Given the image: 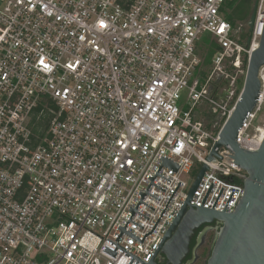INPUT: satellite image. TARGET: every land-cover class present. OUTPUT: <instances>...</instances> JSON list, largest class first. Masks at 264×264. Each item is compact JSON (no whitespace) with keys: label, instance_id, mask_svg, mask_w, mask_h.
Returning a JSON list of instances; mask_svg holds the SVG:
<instances>
[{"label":"built area","instance_id":"1","mask_svg":"<svg viewBox=\"0 0 264 264\" xmlns=\"http://www.w3.org/2000/svg\"><path fill=\"white\" fill-rule=\"evenodd\" d=\"M229 1L0 0V264H148L203 164L190 204L235 210L246 171L229 146L208 157L264 0L247 30L226 20ZM258 78L235 139L249 151L264 138V64Z\"/></svg>","mask_w":264,"mask_h":264},{"label":"water","instance_id":"2","mask_svg":"<svg viewBox=\"0 0 264 264\" xmlns=\"http://www.w3.org/2000/svg\"><path fill=\"white\" fill-rule=\"evenodd\" d=\"M264 64V28L258 47L252 51L247 64L242 90L230 117L223 124L219 139L214 143L208 159H212L218 146L232 148L235 162L247 173L244 194L233 212L216 211L190 204L207 166L202 165L189 190L188 198L163 236L162 242L148 264H182L191 252L190 242L202 225L219 223L206 264H264V138L255 151L241 148L235 141L246 114L256 104L259 94V68ZM164 164L177 166L163 160Z\"/></svg>","mask_w":264,"mask_h":264},{"label":"rangeland","instance_id":"3","mask_svg":"<svg viewBox=\"0 0 264 264\" xmlns=\"http://www.w3.org/2000/svg\"><path fill=\"white\" fill-rule=\"evenodd\" d=\"M253 1V0H252ZM230 2V1H229ZM227 2V4L229 3ZM252 5H250V8L252 9V11L248 12L247 17L243 18V19H237L236 21H238V23L240 24L242 30H247L250 20L252 18V13H253V2L251 3ZM243 5V2L238 3L237 5H232L230 4V8L227 6L226 9V13L227 14H232L234 16H236L242 9L243 7H241ZM245 6V5H244ZM240 9V10H239ZM199 52L201 53V55H204L205 52V48L203 45H201L199 47ZM241 81L242 79H239L236 85V91H238L240 85H241ZM182 102L180 104H182L184 102V109H188L189 108V104L185 103V93H183L182 98H181ZM204 106H202L201 103H198L195 112H197V114L201 117V119L205 122L206 127L210 128L211 127V123H212V119L213 117L209 114V112L206 110L202 111V108ZM264 112V108L261 110V112L259 113V117L262 116ZM184 179L187 180V182H190V179L188 176H184ZM215 235H216V229H207L206 234L204 236H200L199 238V243L196 245V247L194 248L193 251V257L192 259H190L187 264H206V260L209 257L210 254V250L212 248L214 239H215Z\"/></svg>","mask_w":264,"mask_h":264},{"label":"trees","instance_id":"4","mask_svg":"<svg viewBox=\"0 0 264 264\" xmlns=\"http://www.w3.org/2000/svg\"><path fill=\"white\" fill-rule=\"evenodd\" d=\"M241 2H243V5L241 6V7H243V9L236 16H234L232 14H227V13L225 14L226 20L229 21L232 25L235 24L237 19H243V18L247 17V15H248L247 13L252 11V9L250 8V5H252L251 3L253 2L252 0H231L227 4V6L230 8V4L237 5L238 3H241ZM207 61H208V58L206 59V62ZM241 86H242V84L240 85L238 91L236 92V95L240 92ZM196 242H197V240L193 236V238L191 239V242H190V250L191 251H192L193 247L196 245Z\"/></svg>","mask_w":264,"mask_h":264},{"label":"flooded vegetation","instance_id":"5","mask_svg":"<svg viewBox=\"0 0 264 264\" xmlns=\"http://www.w3.org/2000/svg\"><path fill=\"white\" fill-rule=\"evenodd\" d=\"M218 225H219V223L213 222L211 224L202 225L199 229H197L195 231V234L193 235L196 238V240H197L196 245L200 241L199 240L200 236L202 237V236H204L206 234L207 229H215ZM193 236H192V238H193ZM196 245L193 247L192 251L187 255V257L183 260L182 264H187V262L190 259H192V257H193V251H194V248L196 247ZM157 260H158V264H165V262H166V260L163 259L162 257H160Z\"/></svg>","mask_w":264,"mask_h":264}]
</instances>
